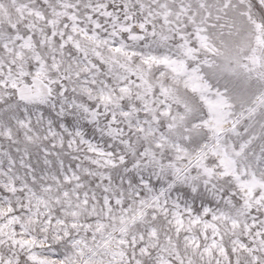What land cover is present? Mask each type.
<instances>
[{
    "label": "snow or ice",
    "instance_id": "6c2138e0",
    "mask_svg": "<svg viewBox=\"0 0 264 264\" xmlns=\"http://www.w3.org/2000/svg\"><path fill=\"white\" fill-rule=\"evenodd\" d=\"M0 264H264V0H0Z\"/></svg>",
    "mask_w": 264,
    "mask_h": 264
}]
</instances>
